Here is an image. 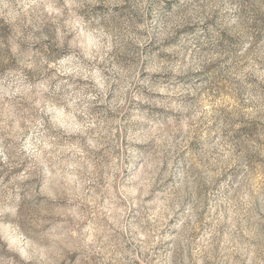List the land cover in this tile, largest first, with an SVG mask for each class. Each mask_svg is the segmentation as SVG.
<instances>
[{
	"label": "rangeland",
	"instance_id": "obj_1",
	"mask_svg": "<svg viewBox=\"0 0 264 264\" xmlns=\"http://www.w3.org/2000/svg\"><path fill=\"white\" fill-rule=\"evenodd\" d=\"M222 7L223 0L96 6L118 14L116 67L103 71V92L83 93L95 99L47 117L46 127L53 117L57 126L43 136L53 175L25 182L48 227L64 235L56 264H247L249 255L264 262L255 249L264 214L244 211L264 197V135L260 120L237 114L244 82L258 77L244 72L248 53L224 30ZM11 35L0 17V36ZM5 99L17 112L30 107L0 98V112ZM41 132L28 135L35 143Z\"/></svg>",
	"mask_w": 264,
	"mask_h": 264
},
{
	"label": "clouds",
	"instance_id": "obj_2",
	"mask_svg": "<svg viewBox=\"0 0 264 264\" xmlns=\"http://www.w3.org/2000/svg\"><path fill=\"white\" fill-rule=\"evenodd\" d=\"M101 2L0 0V17L12 31L6 40L0 36V52L4 53L0 55V98L19 97L30 105L17 112L5 99L0 112V264H56L64 235L57 234L59 227H48L50 221L32 200L34 186L26 191L25 182L53 175L47 168L51 144L43 136L57 126L53 117L46 127L47 117L65 108L75 111L77 101L95 99L90 92L87 97L83 93L90 89L103 92L107 86L103 71L109 63L113 70L116 67L119 39L123 38L118 36V14L111 8L97 11ZM103 2L107 6L113 0ZM222 13L224 30L248 53L244 72L258 77L255 83L244 82L243 106L238 102L237 114L260 120L258 127L264 135V71L256 63L264 64V0H223ZM13 59L15 64L10 63ZM79 80L93 83L81 87ZM27 113L34 115L25 118ZM41 129L42 140L34 143L28 133ZM249 209L253 218L256 211L264 214V197L258 209L248 202L245 213ZM245 235L256 239L254 233ZM255 249L264 253V237ZM245 250L254 251L251 245H245ZM247 264H252L251 255Z\"/></svg>",
	"mask_w": 264,
	"mask_h": 264
}]
</instances>
